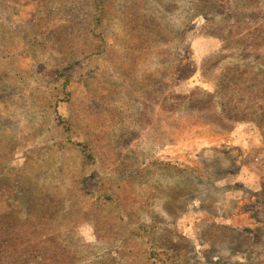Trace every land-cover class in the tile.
<instances>
[{
  "label": "rangeland",
  "instance_id": "374dc122",
  "mask_svg": "<svg viewBox=\"0 0 264 264\" xmlns=\"http://www.w3.org/2000/svg\"><path fill=\"white\" fill-rule=\"evenodd\" d=\"M0 264H264V0H0Z\"/></svg>",
  "mask_w": 264,
  "mask_h": 264
},
{
  "label": "trees",
  "instance_id": "16d2710c",
  "mask_svg": "<svg viewBox=\"0 0 264 264\" xmlns=\"http://www.w3.org/2000/svg\"><path fill=\"white\" fill-rule=\"evenodd\" d=\"M9 241V240H8ZM3 242H6V241H3Z\"/></svg>",
  "mask_w": 264,
  "mask_h": 264
}]
</instances>
